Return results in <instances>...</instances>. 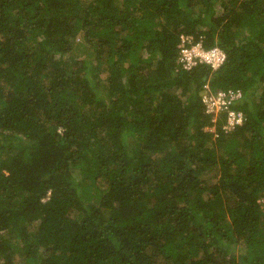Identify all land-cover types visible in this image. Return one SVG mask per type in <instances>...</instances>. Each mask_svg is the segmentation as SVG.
Segmentation results:
<instances>
[{
    "label": "trees",
    "instance_id": "16d2710c",
    "mask_svg": "<svg viewBox=\"0 0 264 264\" xmlns=\"http://www.w3.org/2000/svg\"><path fill=\"white\" fill-rule=\"evenodd\" d=\"M263 198L264 0H0V264H264Z\"/></svg>",
    "mask_w": 264,
    "mask_h": 264
},
{
    "label": "built area",
    "instance_id": "2783aa9c",
    "mask_svg": "<svg viewBox=\"0 0 264 264\" xmlns=\"http://www.w3.org/2000/svg\"><path fill=\"white\" fill-rule=\"evenodd\" d=\"M189 38H182L180 44V61L183 63L184 67L189 69L191 66L197 63H205L211 67L218 68L224 63L225 53L218 47H213L209 50L202 48L201 44L186 45V43H191ZM239 96L238 93H230V98L235 99ZM214 105L220 108L221 105L226 104L227 101L224 98V94L220 93L214 98ZM208 101V99H206ZM211 108V107H210ZM212 110V109H211ZM229 128L236 123H241L240 117L235 116L233 113L229 117Z\"/></svg>",
    "mask_w": 264,
    "mask_h": 264
},
{
    "label": "rangeland",
    "instance_id": "374dc122",
    "mask_svg": "<svg viewBox=\"0 0 264 264\" xmlns=\"http://www.w3.org/2000/svg\"><path fill=\"white\" fill-rule=\"evenodd\" d=\"M76 52H77V54L80 56V57H82L83 56V51L81 50V48L79 47V48H77L76 49ZM261 201H263L264 202V199H262ZM263 208H264V205H263Z\"/></svg>",
    "mask_w": 264,
    "mask_h": 264
},
{
    "label": "clouds",
    "instance_id": "9594fccd",
    "mask_svg": "<svg viewBox=\"0 0 264 264\" xmlns=\"http://www.w3.org/2000/svg\"><path fill=\"white\" fill-rule=\"evenodd\" d=\"M264 199V198H263ZM262 203H263V205H264V202L263 201H261ZM263 205H262V207H263Z\"/></svg>",
    "mask_w": 264,
    "mask_h": 264
}]
</instances>
